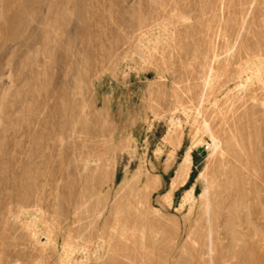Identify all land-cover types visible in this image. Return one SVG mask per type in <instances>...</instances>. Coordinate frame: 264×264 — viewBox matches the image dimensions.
Returning a JSON list of instances; mask_svg holds the SVG:
<instances>
[{
  "label": "rangeland",
  "instance_id": "rangeland-1",
  "mask_svg": "<svg viewBox=\"0 0 264 264\" xmlns=\"http://www.w3.org/2000/svg\"><path fill=\"white\" fill-rule=\"evenodd\" d=\"M83 263L264 264V0H0V264Z\"/></svg>",
  "mask_w": 264,
  "mask_h": 264
},
{
  "label": "bare ground",
  "instance_id": "bare-ground-1",
  "mask_svg": "<svg viewBox=\"0 0 264 264\" xmlns=\"http://www.w3.org/2000/svg\"><path fill=\"white\" fill-rule=\"evenodd\" d=\"M258 70V69H257ZM250 75V74H248ZM259 75V74H258ZM218 76L217 72L213 69L210 70L207 78H206V86L209 87L214 83L215 78ZM242 76V75H241ZM252 77V74H251ZM249 78V77H248ZM250 79V78H249ZM247 79V81L249 80ZM252 79V78H251ZM259 79V78H258ZM242 82V81H241ZM237 83V82H236ZM242 84V83H241ZM244 84V82H243ZM246 85V84H245ZM242 86V85H241ZM242 88V87H241ZM204 102V101H203ZM201 105V104H200ZM203 105V104H202ZM200 106L199 108H201ZM198 113V111H197ZM200 113V112H199ZM190 124V123H189ZM206 128L210 130V126L207 124ZM197 134V133H196ZM213 135V134H212ZM221 147V142L216 136H212V144L209 145V150L212 152L211 155H214ZM192 164V157H191V151L188 150L185 154L184 160L179 168L177 177L174 179L172 183L171 189L164 195V199L171 205L172 203V196L174 193V190L178 187L180 183H183L185 180V177L187 176V173L189 171L190 165ZM256 169V168H255ZM205 179V190L204 192L200 195L201 198H204L206 200V215L207 217H211V211H212V206H211V196L213 194L214 186H215V181L213 179H207L204 174L201 175ZM247 182V181H246ZM196 202V196L194 194V188L191 190L187 191L184 196L182 203L180 205V208H184L186 205H190V210L194 207ZM174 206V205H173ZM118 216V215H117ZM210 220V219H209ZM211 222V221H210ZM209 222V223H210ZM212 235V228L210 227V238ZM211 246H212V241H211ZM68 249V248H67ZM67 251V250H66ZM98 252V251H97ZM66 253V252H65ZM64 253V254H65ZM71 255V254H70ZM69 256V255H68ZM72 256V255H71ZM76 256V255H75ZM207 256V255H206ZM233 256V255H232ZM73 261V260H72ZM228 261V260H227ZM231 261V260H230ZM66 262V260H65ZM76 262V261H75ZM68 263V261H67ZM84 264V263H83Z\"/></svg>",
  "mask_w": 264,
  "mask_h": 264
}]
</instances>
